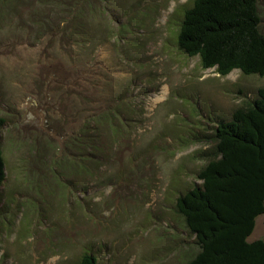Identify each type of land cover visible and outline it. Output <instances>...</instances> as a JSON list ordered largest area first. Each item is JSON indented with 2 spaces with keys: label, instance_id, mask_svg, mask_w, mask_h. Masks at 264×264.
Wrapping results in <instances>:
<instances>
[{
  "label": "rangeland",
  "instance_id": "obj_1",
  "mask_svg": "<svg viewBox=\"0 0 264 264\" xmlns=\"http://www.w3.org/2000/svg\"><path fill=\"white\" fill-rule=\"evenodd\" d=\"M193 3L0 0V264H188L200 253L178 199L219 159L218 123L250 106L264 77H223L179 49ZM257 8L264 35V0Z\"/></svg>",
  "mask_w": 264,
  "mask_h": 264
},
{
  "label": "trees",
  "instance_id": "obj_2",
  "mask_svg": "<svg viewBox=\"0 0 264 264\" xmlns=\"http://www.w3.org/2000/svg\"><path fill=\"white\" fill-rule=\"evenodd\" d=\"M260 21L257 0H194L180 24L178 47L198 58L203 70L220 76L237 70L264 77ZM90 122L95 135L104 125V112L92 114ZM215 137L219 159L202 168L200 186L178 199V211L201 249L188 264H264V241H247L264 214V89L231 120L220 121ZM91 143L92 157L103 158L96 153L101 141ZM5 169L0 151V185ZM79 264L99 262L85 255Z\"/></svg>",
  "mask_w": 264,
  "mask_h": 264
}]
</instances>
